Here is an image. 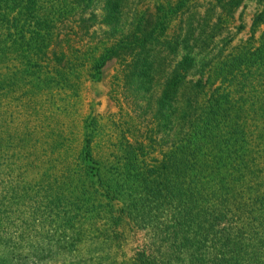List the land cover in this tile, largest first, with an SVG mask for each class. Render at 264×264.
I'll return each mask as SVG.
<instances>
[{
	"label": "rangeland",
	"instance_id": "obj_1",
	"mask_svg": "<svg viewBox=\"0 0 264 264\" xmlns=\"http://www.w3.org/2000/svg\"><path fill=\"white\" fill-rule=\"evenodd\" d=\"M147 2L150 11L156 4L164 6L169 43L163 57L169 74L177 72L184 55L204 61L227 56L234 48L258 42L264 31L261 25L251 41L253 20L264 11V0H243L231 18L223 14V24L213 30V43L204 54L193 48L196 32L186 41L190 49L175 53L171 39L178 38L186 22L181 12L172 13L178 0ZM212 3L193 0L186 6L203 15ZM197 20H190L193 28ZM76 28L66 30L75 58L98 57L108 46L100 47L104 27L93 28L87 37ZM87 47L95 50L86 52ZM55 54L47 64L40 62L39 70L37 65L10 63L4 74L15 76L6 78L0 95V237L11 238L5 250L10 264H131L136 254L158 246L165 255L160 264H194V204L163 198L165 187L175 191L179 186V169L171 171L167 164L168 159L180 163L175 91L161 94L162 102L145 89L126 93L129 82L122 80L123 65L117 58L100 66L93 79L89 68L75 59L73 75L60 71ZM57 73L66 74L69 82L45 80L60 78ZM140 172L149 176L144 184L150 187L153 180L152 187L162 196L148 203L143 223L130 219L126 208L143 206L146 199V193L139 194L144 188L137 180ZM256 208L242 206L240 214L226 216L225 225L242 230L243 247L235 254L241 264L264 261L263 234L245 235L250 224L264 219V208Z\"/></svg>",
	"mask_w": 264,
	"mask_h": 264
},
{
	"label": "trees",
	"instance_id": "obj_2",
	"mask_svg": "<svg viewBox=\"0 0 264 264\" xmlns=\"http://www.w3.org/2000/svg\"><path fill=\"white\" fill-rule=\"evenodd\" d=\"M147 1L0 0V95L6 78L15 77L4 76L10 63L23 62L26 68L37 65L39 70L43 67L39 63L47 64L54 49L60 71L73 75L78 66L72 61L75 59L89 68L88 74L94 79L100 66L117 58L123 65L122 80L129 82L126 93L145 89L162 102L161 94L173 89L179 104L180 163L178 166V160L173 164L168 159L167 164L171 171L179 169V186L175 191L165 187L163 198L194 204V264H241L243 260L235 254L243 247L239 238L242 230H234L225 222L226 216L240 214L242 206H257L255 211L264 208V31L258 42L234 48L227 56L204 61L184 55L176 64L177 72L169 74L163 57L169 43L165 37L164 6L156 4L150 11ZM188 1L193 0H178L172 12L186 17L184 30L180 27L178 38L171 39L172 47L175 53L186 52L190 49L186 41H190L191 32H196L193 48L201 55L213 43V30L223 24V14L231 18L243 0H213L203 15L192 13L186 6ZM214 13L215 23L207 32ZM194 17L198 18L195 28L190 21ZM74 25L86 37L95 27L105 28L101 40L105 42L100 47L109 44L98 57H74L77 51L69 44L66 31L74 29ZM261 25L264 11L253 20L251 41ZM91 49L95 47H87L86 52ZM57 75L61 77L45 80L61 85L69 82L66 74ZM89 150L88 144V158ZM137 177L144 185L139 194L146 193V199L143 206L126 208L130 219L136 217L143 223L148 217V203L162 196L152 187L153 180L150 187L144 184L148 175L140 172ZM113 201H119V197L114 196ZM258 220L262 223L250 224L246 230L249 238L264 236V219ZM10 240L0 237V264H10L9 252H5ZM164 257L158 246L139 252L131 264H160Z\"/></svg>",
	"mask_w": 264,
	"mask_h": 264
}]
</instances>
